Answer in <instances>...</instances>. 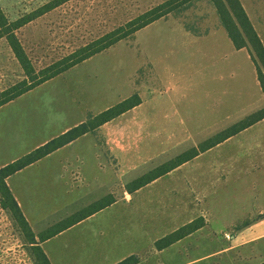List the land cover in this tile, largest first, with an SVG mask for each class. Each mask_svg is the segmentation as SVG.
Returning a JSON list of instances; mask_svg holds the SVG:
<instances>
[{
	"label": "crops",
	"instance_id": "0c3cea01",
	"mask_svg": "<svg viewBox=\"0 0 264 264\" xmlns=\"http://www.w3.org/2000/svg\"><path fill=\"white\" fill-rule=\"evenodd\" d=\"M208 2L215 12L216 25L203 32L209 39L201 51L204 64L195 71L157 66L158 75L164 79L153 86L150 98L144 92H134L140 103L133 108L141 110L140 117L151 121V137L157 142L153 151L143 150L142 157L147 161L155 159L156 164L132 174L124 184L264 106V94L248 53L233 47L213 4ZM239 2L264 47L261 25L254 20L244 0ZM225 53L230 55L229 65L221 62ZM26 93L0 107V167L112 106L89 113L81 122L56 133H49L52 124L48 121L44 125L47 133L40 139L35 138L33 145L25 148L23 141H19L13 146L6 141L7 131L22 126L19 104L25 102L18 100L25 99ZM13 114L17 117L10 116ZM114 119L5 179L28 224L33 226L28 215L33 214L35 199L57 200L59 217L48 223L51 225L112 194L110 161L96 159L94 154L83 155L84 149L93 152L94 146L82 147L75 141L88 134L95 135ZM105 150L110 151V147ZM118 165L124 168L120 159ZM120 193L110 205L41 242L49 263L116 264L130 256L138 258L136 264H157L159 259L166 264L200 262L206 254L191 258L189 250L183 247L192 234L207 226L206 216H231L236 220L259 216L252 222L243 221L245 224L237 228L232 246L255 240L260 236L256 232L264 231V118L130 193L123 185ZM192 203L197 205L194 213ZM198 218L203 221L202 227L163 249H156L157 240Z\"/></svg>",
	"mask_w": 264,
	"mask_h": 264
},
{
	"label": "rangeland",
	"instance_id": "374dc122",
	"mask_svg": "<svg viewBox=\"0 0 264 264\" xmlns=\"http://www.w3.org/2000/svg\"><path fill=\"white\" fill-rule=\"evenodd\" d=\"M49 1L0 0V8L12 21ZM165 1L67 0L17 29L15 35L37 71ZM208 1L195 0L186 8L175 9L26 93L25 99L18 100L25 102L19 104L22 126L7 131L6 141L13 146L23 141L22 146L27 148L37 141L35 138L45 136L44 125L48 121L52 124L49 133H56L81 122L89 113L95 114L115 105L136 90L150 98L153 86L164 79L158 75L157 66L195 71L197 66L204 64L201 51L209 40L203 32L216 25L215 12ZM244 3L264 31V0H244ZM241 52L248 53L246 48H241ZM221 62L229 65L230 55L223 54ZM24 78L6 40L0 38V91ZM140 111L131 108L102 126L95 135L88 134L75 141L82 147L94 146L93 152L84 149L83 155L94 154L96 159L110 161L113 198L121 194L126 178L156 164L155 159L147 161L142 157V151H153L157 142L151 137V121L140 117ZM10 116L17 117L15 114ZM108 147L110 151L105 150ZM119 159L122 169L118 165ZM34 203L33 214L28 215L33 226L28 225L38 241L39 235L46 234L49 227L59 222L48 224L59 217L56 213L58 202L55 199H35ZM195 207L197 205L192 203V213ZM205 218L207 226L192 234L185 242L188 245L184 244L183 248L189 250L191 258L206 256L200 262L190 264H258L264 261V231H257L260 236L243 246H232L237 228L245 224L243 221L252 222L259 216L238 220L231 216ZM39 228L42 229L37 230ZM0 264H36L29 236L1 205ZM157 264L166 263L159 259Z\"/></svg>",
	"mask_w": 264,
	"mask_h": 264
},
{
	"label": "trees",
	"instance_id": "16d2710c",
	"mask_svg": "<svg viewBox=\"0 0 264 264\" xmlns=\"http://www.w3.org/2000/svg\"><path fill=\"white\" fill-rule=\"evenodd\" d=\"M67 0H51L46 4L38 7L30 13L24 14L15 20L10 21L2 9L0 8V38H4L17 60L19 66L24 73V79L0 91V107L22 94L30 91L38 85L62 74L70 68L82 63L93 55L100 53L115 43L133 35L138 30L151 24L161 17L173 12L175 9L186 8L194 0H167L154 8L136 16L132 20L126 22L124 25L114 28L113 30L103 34L102 36L86 43L85 45L77 48L68 55L61 59L39 69L35 70L24 52L23 47L18 41L15 31L34 20L35 18L49 12ZM218 15V18L226 31V34L235 49L246 48L250 60L252 61L258 83L264 94V47L261 40L253 29L243 7L239 0H209ZM140 103L137 94H132L128 98L121 100L115 105L95 114L90 115L87 119L71 128L64 134L51 139L45 144L35 148L23 157L0 167V205L2 208L8 210L13 217L14 221L20 228L29 236V243L31 244L33 255L36 264H50L46 255L40 247V243L44 240L56 235L60 231L72 226L76 222L82 220L88 215L110 205L114 202L112 195H107L104 198L90 204L86 208L71 214L65 219L57 222L54 226L47 229L46 234L38 236V241L32 235L28 222L24 218L16 200L12 196L5 179L16 172L17 170L31 164L32 162L42 158L53 150L61 147L62 145L74 140L75 138L90 132L98 126L109 122L120 114L130 110ZM264 118V106L255 112L247 115L243 119L231 124L227 128L221 130L214 136L202 141L196 147H192L168 161L150 169L135 179L125 184L126 192L130 193L152 180L166 174L178 165L186 162L187 160L196 156L199 152L214 146L216 143L236 134L238 131L250 126L251 124ZM203 221L201 218L195 219L192 222L180 227L174 232L166 235L165 237L155 242L156 249L160 250L166 246L176 242L182 237L194 232L202 227ZM138 258L130 256L116 264H136ZM264 264V261L259 263Z\"/></svg>",
	"mask_w": 264,
	"mask_h": 264
}]
</instances>
